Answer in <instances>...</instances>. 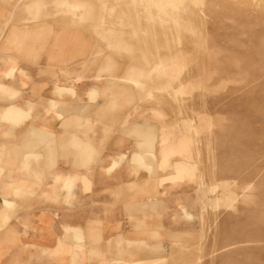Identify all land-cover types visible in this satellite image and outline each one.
Returning <instances> with one entry per match:
<instances>
[{
  "label": "rangeland",
  "instance_id": "rangeland-1",
  "mask_svg": "<svg viewBox=\"0 0 264 264\" xmlns=\"http://www.w3.org/2000/svg\"><path fill=\"white\" fill-rule=\"evenodd\" d=\"M0 264H264V0H0Z\"/></svg>",
  "mask_w": 264,
  "mask_h": 264
},
{
  "label": "crops",
  "instance_id": "crops-1",
  "mask_svg": "<svg viewBox=\"0 0 264 264\" xmlns=\"http://www.w3.org/2000/svg\"><path fill=\"white\" fill-rule=\"evenodd\" d=\"M4 117V119H13L14 118V114H13V112H9L8 114H6V115H4L3 116ZM72 184V180H68L67 182H65V186L67 187V188H64V189H66L68 192H69V190H70V185Z\"/></svg>",
  "mask_w": 264,
  "mask_h": 264
}]
</instances>
